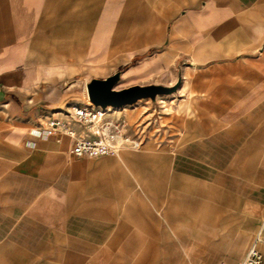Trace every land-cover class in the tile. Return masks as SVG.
Returning <instances> with one entry per match:
<instances>
[{
	"label": "crops",
	"instance_id": "crops-1",
	"mask_svg": "<svg viewBox=\"0 0 264 264\" xmlns=\"http://www.w3.org/2000/svg\"><path fill=\"white\" fill-rule=\"evenodd\" d=\"M215 38L227 39L217 53L233 55L216 63L234 69L224 78L231 92L217 91L227 104L213 130L186 125L171 152L125 143L116 153L79 157L67 135L57 141L35 132L71 101L64 80L106 77L148 49L143 62L192 53L194 42L207 54ZM166 188L174 231L161 258H123L120 238L154 227L152 206ZM209 195L219 199L215 213L228 215L216 250ZM258 206L264 209V0H0V264H187L197 256L236 264L253 242L264 258ZM66 245L73 247L66 252Z\"/></svg>",
	"mask_w": 264,
	"mask_h": 264
},
{
	"label": "rangeland",
	"instance_id": "rangeland-1",
	"mask_svg": "<svg viewBox=\"0 0 264 264\" xmlns=\"http://www.w3.org/2000/svg\"><path fill=\"white\" fill-rule=\"evenodd\" d=\"M225 41H227L226 38H220L219 40L215 38L212 41L214 43L209 45L210 53L203 55L196 52L198 47L195 46L196 43L194 42L192 53L178 52L175 55H171L170 61L167 58H162L143 62V58L152 53V49H148L143 54L133 55L128 62L124 63L120 68L110 71V75L106 77L81 75L64 80L61 84L63 88H68L67 91L70 92L69 99L71 101L61 103L60 106L66 109L77 103L95 105L102 112V116L117 119L122 131L119 141L120 147L125 143L139 141L143 143L139 151L144 150L145 147L147 152L159 151V149L163 151L166 149L171 152L178 139L184 138L186 125L192 127L194 132L200 131L202 133H207L217 126L218 115L223 112V104H227L223 102L224 95H219L217 91L231 90V82L229 84L224 82V78H232L234 70L233 66L219 68L216 64L217 61L223 60L224 57L233 56L217 53L223 48V42ZM138 64L141 65L138 66ZM143 65L144 68H142ZM158 65L159 68H151ZM245 67L247 68V66ZM244 71L247 70L242 68V74ZM107 78H110L109 87L112 90L119 91L130 87H138L150 88L153 92L150 95L140 96L131 102H125L118 106L96 105L89 98L88 86L93 81L106 80ZM219 79L221 81H218ZM67 122L71 123V125L77 124L70 119ZM145 143H147L146 146H144ZM169 196L170 191L168 188L164 189L161 199H159L161 202L152 206L156 211L153 219L155 224L152 229L138 231V236L136 237L129 238L125 236L122 239L120 238L123 258L148 256L161 258L165 235L172 234L174 231L168 229L169 222L166 218ZM208 200L209 210L211 211L208 215L210 219L209 231L213 233L210 240L215 244L213 249L216 250L217 246H223V238L221 236L224 226L223 217L228 215L215 213V210L218 209L217 201L219 200L216 196L209 195ZM195 216L197 217L198 214H194ZM263 219L264 209L258 206L256 231H259L262 226ZM247 223V215L242 214L239 221L240 227L242 229L247 227ZM178 225L183 226V224ZM177 232L181 231L177 230ZM263 234L264 228L259 234L261 236L260 239L264 240ZM72 247L66 245V252ZM48 248L50 252L56 250L53 245ZM177 249L180 255L184 254L185 245L179 239H177ZM262 250L264 253V241ZM199 251L200 247L194 246L193 253L197 254ZM90 254L91 250H86V253L83 254L84 261L90 258ZM202 261L208 264L215 262L197 256L187 260V264H200ZM130 262L135 261H124V264ZM159 262L149 261L148 264ZM164 263L178 264V260L173 259Z\"/></svg>",
	"mask_w": 264,
	"mask_h": 264
},
{
	"label": "built area",
	"instance_id": "built-area-1",
	"mask_svg": "<svg viewBox=\"0 0 264 264\" xmlns=\"http://www.w3.org/2000/svg\"><path fill=\"white\" fill-rule=\"evenodd\" d=\"M68 119L76 122L80 129L76 130L67 122ZM35 130L37 133L54 135L57 141L61 140V135H67L72 142L71 153L79 157L116 153L121 145L119 141L122 131L118 120L102 116V112L95 105L74 104L66 109H59L55 116L47 120L44 127ZM262 262L263 254L256 242H253L236 264H262ZM216 264H224V262L219 261Z\"/></svg>",
	"mask_w": 264,
	"mask_h": 264
},
{
	"label": "water",
	"instance_id": "water-1",
	"mask_svg": "<svg viewBox=\"0 0 264 264\" xmlns=\"http://www.w3.org/2000/svg\"><path fill=\"white\" fill-rule=\"evenodd\" d=\"M110 78L93 81L88 86V95L94 104L118 106L125 102H131L140 96L150 95V88L130 87L119 91L109 87ZM156 91V90H154Z\"/></svg>",
	"mask_w": 264,
	"mask_h": 264
}]
</instances>
